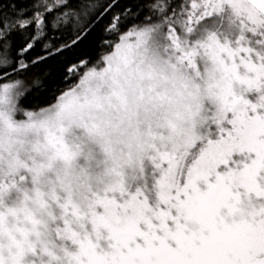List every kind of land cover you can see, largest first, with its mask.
<instances>
[{
  "label": "snow or ice",
  "instance_id": "1",
  "mask_svg": "<svg viewBox=\"0 0 264 264\" xmlns=\"http://www.w3.org/2000/svg\"><path fill=\"white\" fill-rule=\"evenodd\" d=\"M0 264H264V0H0Z\"/></svg>",
  "mask_w": 264,
  "mask_h": 264
},
{
  "label": "trees",
  "instance_id": "2",
  "mask_svg": "<svg viewBox=\"0 0 264 264\" xmlns=\"http://www.w3.org/2000/svg\"><path fill=\"white\" fill-rule=\"evenodd\" d=\"M101 32H100V27L97 26V28L89 34L78 46L77 48L73 51L67 54L66 59L71 60L74 57H80V58H87V57H95L97 55V46L98 42L101 39ZM39 51V47L34 50L32 55H35L36 52ZM16 77H14L15 79ZM22 79H26L25 77H20ZM71 83V81H70ZM23 99V98H22ZM22 106L26 107L27 106V101L25 100L22 104Z\"/></svg>",
  "mask_w": 264,
  "mask_h": 264
}]
</instances>
